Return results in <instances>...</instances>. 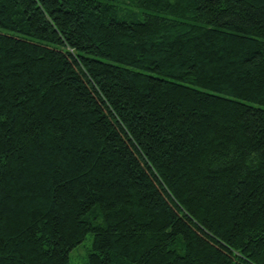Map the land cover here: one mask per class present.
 Instances as JSON below:
<instances>
[{"label": "trees", "instance_id": "obj_1", "mask_svg": "<svg viewBox=\"0 0 264 264\" xmlns=\"http://www.w3.org/2000/svg\"><path fill=\"white\" fill-rule=\"evenodd\" d=\"M264 264V0H0V264Z\"/></svg>", "mask_w": 264, "mask_h": 264}, {"label": "rangeland", "instance_id": "obj_2", "mask_svg": "<svg viewBox=\"0 0 264 264\" xmlns=\"http://www.w3.org/2000/svg\"><path fill=\"white\" fill-rule=\"evenodd\" d=\"M93 241L92 232L87 233L78 245L69 250L68 262L70 264H88V255L94 251Z\"/></svg>", "mask_w": 264, "mask_h": 264}]
</instances>
